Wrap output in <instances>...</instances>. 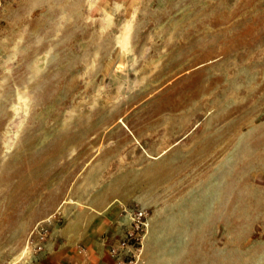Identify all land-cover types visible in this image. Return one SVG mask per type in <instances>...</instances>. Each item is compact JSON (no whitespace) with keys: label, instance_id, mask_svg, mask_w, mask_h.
Returning a JSON list of instances; mask_svg holds the SVG:
<instances>
[{"label":"rangeland","instance_id":"rangeland-1","mask_svg":"<svg viewBox=\"0 0 264 264\" xmlns=\"http://www.w3.org/2000/svg\"><path fill=\"white\" fill-rule=\"evenodd\" d=\"M55 252L264 264V0H0V264Z\"/></svg>","mask_w":264,"mask_h":264},{"label":"crops","instance_id":"crops-1","mask_svg":"<svg viewBox=\"0 0 264 264\" xmlns=\"http://www.w3.org/2000/svg\"><path fill=\"white\" fill-rule=\"evenodd\" d=\"M65 256L55 252L52 254H43L37 257L36 261L29 264H81L79 261L75 263L74 258L67 259ZM64 259V260H63Z\"/></svg>","mask_w":264,"mask_h":264}]
</instances>
